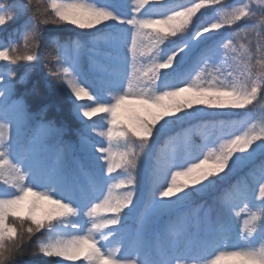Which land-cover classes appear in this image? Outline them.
<instances>
[{
	"label": "snow or ice",
	"instance_id": "obj_1",
	"mask_svg": "<svg viewBox=\"0 0 264 264\" xmlns=\"http://www.w3.org/2000/svg\"><path fill=\"white\" fill-rule=\"evenodd\" d=\"M18 20L0 40V264H264V0L0 2V31ZM66 25L88 31L45 44ZM41 62L74 143L16 96ZM137 106L158 111L125 123Z\"/></svg>",
	"mask_w": 264,
	"mask_h": 264
},
{
	"label": "trees",
	"instance_id": "obj_2",
	"mask_svg": "<svg viewBox=\"0 0 264 264\" xmlns=\"http://www.w3.org/2000/svg\"><path fill=\"white\" fill-rule=\"evenodd\" d=\"M0 2L4 4H8L11 0H0ZM22 20H18L14 23H9L4 26V29L0 31V40H6L8 38L9 33L12 32L13 29H16L20 26ZM88 30H80L76 29L74 26L66 25L61 29H53L49 28L45 32V44L47 45V37L50 35H55L60 37L61 39L75 37L78 33L87 32ZM15 39H19V37H14ZM14 71L16 72L15 80H18L20 75L24 72V69L27 67L26 64L13 65ZM46 72L47 70L43 67V62L34 70L29 76L28 80L24 84H16L15 93L16 96H22L26 104L28 105L29 110L33 114H41L43 120L54 121L57 126L64 129L63 132V140L68 143H74L77 140L76 129L80 127V123L76 120V118L72 114L71 104L67 100L64 93L55 88L49 87L46 82ZM15 80L13 81L15 83ZM247 111V110H245ZM263 110L257 109L255 116L253 119L259 120L262 118ZM138 114L144 119H150L151 115L155 114L152 110L139 112L137 110L136 113L131 111H122V118L125 123L133 122L135 115ZM194 141L199 144L200 137L197 135L193 137ZM176 147L177 149H182V144L179 142L176 145H170L169 148ZM247 169H244V172H247ZM117 173L113 175H118ZM243 175V173H240ZM144 179L146 181V174L144 175ZM235 179V177L233 178ZM210 205L212 204L210 197H205L202 199H198L197 203L205 202ZM129 225L135 227V221L130 220ZM48 259L55 260L56 258H45L42 260L38 257H32L30 255H25L23 257L24 261H27L28 264H46ZM65 264H81V262H65Z\"/></svg>",
	"mask_w": 264,
	"mask_h": 264
},
{
	"label": "rangeland",
	"instance_id": "obj_3",
	"mask_svg": "<svg viewBox=\"0 0 264 264\" xmlns=\"http://www.w3.org/2000/svg\"><path fill=\"white\" fill-rule=\"evenodd\" d=\"M185 96H190L191 94H188V93H186V94H184ZM166 103H170V101H166ZM137 110L139 111V112H144V111H146V110H144V109H142V108H139L138 106H137ZM154 113H156L158 110L157 109H155V108H152L151 109ZM262 117H264V110H263V113H262Z\"/></svg>",
	"mask_w": 264,
	"mask_h": 264
}]
</instances>
